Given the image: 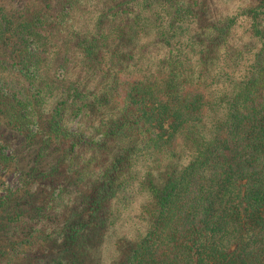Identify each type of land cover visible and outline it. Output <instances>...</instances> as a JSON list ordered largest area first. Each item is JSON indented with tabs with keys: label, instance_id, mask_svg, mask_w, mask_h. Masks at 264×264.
<instances>
[{
	"label": "trees",
	"instance_id": "1",
	"mask_svg": "<svg viewBox=\"0 0 264 264\" xmlns=\"http://www.w3.org/2000/svg\"><path fill=\"white\" fill-rule=\"evenodd\" d=\"M39 1L0 6V120L63 181L25 208L0 179V264H264V0Z\"/></svg>",
	"mask_w": 264,
	"mask_h": 264
},
{
	"label": "rangeland",
	"instance_id": "2",
	"mask_svg": "<svg viewBox=\"0 0 264 264\" xmlns=\"http://www.w3.org/2000/svg\"><path fill=\"white\" fill-rule=\"evenodd\" d=\"M119 0H113L108 2V5L116 4ZM258 0H202L200 14L204 20H210L224 14L227 10H234L237 6H254ZM41 3L39 0H0V6L7 13H15L17 9L23 6L38 7ZM225 9V12L223 10ZM264 16V14H263ZM44 117V115H43ZM40 136L38 135L35 140L32 142L27 141L22 135L16 132L13 129H10L5 125L2 120H0V151L10 157L9 164L0 165V179L3 183V186H6L10 189L15 196L20 197L24 195V199L30 201V204L25 205V208L31 205H37L43 199L48 198V193L56 195V193L61 188V182L63 179L61 176H55L54 182L55 185L52 188H48V184L45 181H40L37 177H30L29 170L33 165L34 158L36 155L37 147L39 146ZM53 146V145H52ZM56 153H53L52 157H55ZM51 157V158H52ZM48 160H42L37 164V170H42L45 165H47ZM57 184V185H56ZM138 201L135 199L131 205V211L125 212L117 217L116 223H114V235L112 239L117 241L119 245H122L123 239H121L122 232L120 228L124 227L125 215L128 214L129 217L137 215ZM70 204H68V208ZM67 209V208H66ZM50 213H53L50 211ZM134 220V219H133ZM136 221V220H135ZM132 220L129 219L128 224H131ZM55 225L57 222L54 223ZM54 224L46 223L43 226V232L48 233L54 228ZM0 240V244H3ZM28 250L31 252L32 258L28 261L24 259H19L22 264H33L39 260L40 264H56L57 261L52 260L51 257H56V251L58 247L54 243H37L34 244ZM110 249L108 252L102 254L103 264H113L112 259L115 258L112 256ZM35 256L38 259H35ZM91 256V255H90ZM93 262L92 258L86 260L85 264H91Z\"/></svg>",
	"mask_w": 264,
	"mask_h": 264
}]
</instances>
